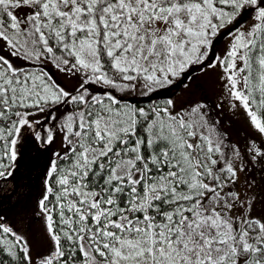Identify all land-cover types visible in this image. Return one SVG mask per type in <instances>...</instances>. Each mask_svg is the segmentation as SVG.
<instances>
[{
  "label": "snow or ice",
  "instance_id": "6c2138e0",
  "mask_svg": "<svg viewBox=\"0 0 264 264\" xmlns=\"http://www.w3.org/2000/svg\"><path fill=\"white\" fill-rule=\"evenodd\" d=\"M224 99L259 143L227 138ZM256 168L264 0H0V264H264Z\"/></svg>",
  "mask_w": 264,
  "mask_h": 264
},
{
  "label": "rangeland",
  "instance_id": "374dc122",
  "mask_svg": "<svg viewBox=\"0 0 264 264\" xmlns=\"http://www.w3.org/2000/svg\"><path fill=\"white\" fill-rule=\"evenodd\" d=\"M227 43V39L221 40L217 44V49L222 50ZM197 76L207 95L208 103H211L212 105L220 104L222 92L218 82L217 71L215 69H208L203 73L198 72ZM214 112L216 113V115L218 113L217 119H219L220 126L224 130V133H227V138L230 139L233 143L239 145L241 148H245L246 145L250 144L253 139H255L257 143L261 141L262 138L259 137V134L255 133L249 127L243 111L231 108L227 99H224L222 106L215 108ZM41 158L42 159L37 166V170L33 173L25 171V164L33 161L31 160V158L25 163L22 160L20 161V163H24L17 172V179L20 182L21 190H24L25 185H29L32 192H35L39 189L40 172L43 169L45 159L43 156ZM250 175L255 177L257 181V192H260L262 187H264V174L261 173L259 168H256L252 170ZM21 177H25V179H21ZM4 204V211L11 218L15 214V209L7 199H5ZM255 212L257 214L264 212V202H260L257 204Z\"/></svg>",
  "mask_w": 264,
  "mask_h": 264
},
{
  "label": "trees",
  "instance_id": "16d2710c",
  "mask_svg": "<svg viewBox=\"0 0 264 264\" xmlns=\"http://www.w3.org/2000/svg\"><path fill=\"white\" fill-rule=\"evenodd\" d=\"M134 97H135V95H134ZM142 99H146V98H142ZM211 104V103H210ZM212 105V104H211ZM212 115L214 116V117H216V118H218L217 117V115H216V113L214 112V110H213V112H212ZM218 121H219V119H218ZM219 127H220V129L224 132V130L222 129V127L220 126V123H219ZM42 157V156H41ZM39 158V159H37V156H36V152H35V150H34V147L33 146H31V145H29V146H27L26 148H25V156H24V159L22 160L24 163L26 162V161H28L30 158H31V160H33L32 162H30V163H27V164H25V171L26 172H28L29 171V168L31 169V171L29 172V173H33L34 171H36L37 170V166H38V164L40 163V161H41V159L42 158ZM30 160V161H31ZM39 161V162H38ZM24 163H20V165L22 166V164H24Z\"/></svg>",
  "mask_w": 264,
  "mask_h": 264
}]
</instances>
